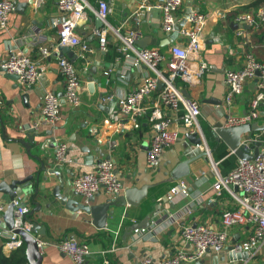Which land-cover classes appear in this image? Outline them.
<instances>
[{"label": "crops", "instance_id": "obj_1", "mask_svg": "<svg viewBox=\"0 0 264 264\" xmlns=\"http://www.w3.org/2000/svg\"><path fill=\"white\" fill-rule=\"evenodd\" d=\"M88 1L96 6L100 0ZM104 1L110 6L108 20L112 25L124 26V33L134 26L131 18L140 9L143 0ZM160 1L149 0V3L155 5ZM256 1L184 0V13L191 7L208 16L203 30L204 49L200 54L208 64V69L199 84L186 86L184 90L200 103V124L212 155L208 156L202 147L195 146L190 140V134L181 128L178 142L164 152L162 166L152 170L146 163L151 131L148 120L141 119L136 127L132 121L123 118L116 103L108 108V102L102 100L107 94L117 95L128 91L144 76L147 68L142 66L134 69L129 76L119 73L121 65L117 61V50L120 43L117 38L110 36L108 51L104 53L99 50L98 39L92 35L97 18L90 12L88 20L78 28L79 35L94 49L89 56L88 72L82 69L84 62L76 61L81 73L82 104L74 109L64 103L57 124H48L41 114L43 94L46 90H54L62 96L64 92V79L58 71V36L50 24V20L58 14L57 0H16L8 29L0 30V184L32 178L26 186L27 191L19 195L30 211L36 208L33 194L36 187H39L40 193L35 201L40 206L30 216V220L45 228V235L35 233L48 242L42 255V264H74L56 245L69 236L90 245L88 264H137L145 255L159 259L168 258L180 249L191 251L192 245L180 236L181 228L187 224L203 223L215 230L221 229V213L235 205L227 191L217 194L214 163L220 174L226 175L230 168L224 161L232 158L233 163L238 164L241 159L223 142L219 148L226 150L227 155L215 158L214 151L219 148L210 146L214 140L211 132L219 122L226 125L231 115L245 114L256 90V79L250 80L243 93L231 105L225 102L226 71L239 68L244 58L241 38L237 35V31L244 27L240 26L236 17L240 13H255L264 3L252 5ZM216 11H225L227 17H216ZM139 31L140 39L147 42L146 47H158L168 53L169 44L162 45L167 36L161 28L159 9L153 8L145 14ZM250 35L252 44L256 46L251 49L259 60L264 61V23ZM43 46L52 50L50 57L42 56L40 48ZM11 53L27 54L36 62L41 75L33 86L22 85L2 69L3 62ZM94 66L95 74L90 72ZM90 81H93L92 89L88 87ZM36 123L39 126L35 129ZM256 123L264 126V111H261ZM34 134V143L28 142ZM255 134L264 137V130L246 134L243 139ZM51 142L54 146L66 143L69 148L68 157L72 162H60L56 157L57 145L53 147ZM104 158L114 162L115 171L124 188H140L143 185L150 187L140 207L110 206L114 216L108 218L106 228L98 229L92 223V216L81 210H68L56 200L52 188L59 184V178L51 174L50 170L61 172L65 182L62 192L67 191L69 198L87 203V199L73 194L75 190L72 182L78 175L94 170L98 161ZM187 159H192L189 175L168 182L167 172ZM42 163L45 171H41ZM43 176L48 177V183L42 180ZM38 177L39 183L36 181ZM181 180L189 186V194H179L169 200L167 196L172 187ZM110 198L113 196L100 192L95 202L90 204H101ZM8 199V195L0 192V204L9 202ZM156 206L159 210H156ZM145 216L150 219L147 228L132 234L126 233L132 223L141 221ZM1 229L8 232V229ZM250 231L249 226L233 227L229 240H242ZM239 263L231 262L227 254L217 256L208 253L200 262L187 264ZM262 263L260 259L250 264Z\"/></svg>", "mask_w": 264, "mask_h": 264}, {"label": "built area", "instance_id": "obj_2", "mask_svg": "<svg viewBox=\"0 0 264 264\" xmlns=\"http://www.w3.org/2000/svg\"><path fill=\"white\" fill-rule=\"evenodd\" d=\"M183 2L184 0H161L152 5L149 0H143L140 9L131 18L134 26L125 33L122 29L124 26H115L109 22L111 9L104 0H100L96 6L88 0H57L58 14L50 20L58 36L57 51L60 46L71 47L76 61L84 62V72L89 71V56L93 54L94 49L79 35L78 28L82 22L88 20L90 12L102 22L99 28L95 25L92 30V35L98 39L99 50L104 53L108 51L110 36L117 38L120 43L117 50V61L121 65L119 73L127 74L142 66L147 68L144 76L128 91L117 95L107 94L102 100L116 103L123 118L132 121L136 127L141 119L148 120L151 131L146 163L152 170L162 166L164 152L178 142L181 128H184L187 134L198 135L202 139L199 147H202L208 156L212 155L200 124V103L183 93L186 86L199 84L208 69V64L200 55L204 49L203 30L207 14L192 8L186 23L180 26L177 37L169 44L168 53L158 47L140 48L136 44L141 38L139 26L145 14L153 8L161 11V28L166 36L173 34L184 18ZM15 6L16 0H0V30L8 29L9 17ZM215 15L218 18L227 17L225 11H216ZM236 21L247 25L249 29L240 28L237 31L241 38L244 58L239 68L226 71L225 102L231 105L235 98L243 93L250 80L256 79V90L250 99L249 110L245 114L228 117L227 126L252 124L259 119L261 111H264V61L256 57L251 49L256 46L250 40V34L264 23V3L255 13L238 14ZM40 50L44 58L52 55V50L48 47L43 46ZM76 61L59 57L58 71L64 79L63 95L60 96L54 90H46L43 94L42 118L52 126L61 118L62 99L74 109L82 104L81 73ZM2 69L8 74L16 75L19 82L26 87L33 86L41 75L36 62L23 53H11L3 62ZM38 126L36 123L34 128ZM260 142L262 145L255 158L240 160L226 175H221L217 164L214 163L217 172V194L221 195L223 190L227 191L235 205L221 213V229L215 230L203 223L187 224L181 228L180 236L192 245L191 251L180 249L168 258L159 259L145 255L137 264L197 263L208 253L217 256L227 254L233 263L237 261L239 264H250L261 259L264 264V140L260 134L242 139V145L250 149L251 154L254 146ZM68 149L66 143L56 146V157L60 162H72L68 157ZM114 165L111 159L99 160L94 170L74 178L73 189L85 199L100 192H105L113 198L120 196L125 188ZM179 194H189V186L182 180L172 187L167 198L172 200ZM9 203L14 206V227L7 233L0 227V237L7 238L4 248L12 249L23 245L24 241L15 232L22 229L34 237L39 252L43 255L48 242L41 235L33 233V224L25 218L30 209L24 204L21 196L0 204V221ZM236 226H249L250 234L242 240H229L230 231ZM56 245L74 264H88L91 249L87 242L69 236L58 241ZM243 253L248 254L247 259L232 257Z\"/></svg>", "mask_w": 264, "mask_h": 264}, {"label": "water", "instance_id": "obj_3", "mask_svg": "<svg viewBox=\"0 0 264 264\" xmlns=\"http://www.w3.org/2000/svg\"><path fill=\"white\" fill-rule=\"evenodd\" d=\"M192 11V8H187L184 14L183 21L180 23L179 26H177L176 31L171 34L167 39H165V43H162V45L170 44L178 35L177 30L180 28V26H183L187 18ZM102 25V22L99 19H96V27L99 28ZM240 26L244 28H249L247 25L241 24ZM137 46L145 48L147 46V42L145 39H140L137 41ZM67 57L71 61H76V55L74 54V51L71 49L69 46H60L59 47V57ZM90 72L93 74L96 73V67L94 66L93 68L90 69ZM131 72H127V76L130 75ZM11 78L14 80H18V77L13 74H8ZM89 89L93 88V81H90L88 84ZM185 96L190 97V95L187 93L186 90L183 91ZM23 97H27L26 94L23 95ZM62 103H65V100L62 99ZM101 105V104H99ZM112 105V102L108 103V108ZM102 106V105H101ZM264 130V126L259 125L258 123L254 122L252 124H243L239 126H227L224 123H217L214 126V130L211 132L212 136L214 137V141L217 143V145H220L221 142L225 143L228 147V149L235 155L238 156L239 159L241 160H251L255 158L258 153H259V147L262 145V143H258L256 146H254V151L253 154L250 153V149L246 148L245 146L242 145V139L243 136L246 134H251V133H256ZM33 132V131H32ZM35 134L34 136H30L28 142L34 143L35 139ZM190 140L192 143L199 147L202 144V139L198 135H189ZM51 145L53 147L54 143L51 142ZM29 147L28 145H26ZM212 151V150H211ZM192 161V159H187L184 161L179 162L171 171L167 172L168 176V182L172 181H177L182 179L183 177L189 175L190 173V167L189 163ZM45 166L42 163L41 171H45ZM51 174H55L58 176L59 184L55 185L52 188V194L56 198V200H59L61 204H63L68 210H71L73 212L76 211H84L86 214L92 216V223L95 227L98 229H104L107 227V220L110 217L114 216V211L110 210V206H126L130 205L133 207H140L141 206V201L145 199L148 195V190L149 187L148 185H143L142 187H130V188H125L123 194L120 196L110 198L106 200L104 203L101 204H90L94 203L96 200V195H94L91 198L87 199V203L84 202H78L77 200L71 199L68 196L67 191H63L65 188V182L62 177L61 172H59L57 169H52L50 170ZM40 176V174H39ZM32 178H27L25 180H15L11 182L10 184L6 183H1L0 184V192H3L4 194L8 195V201L11 202L16 196H19L23 192L27 191L26 186L28 185L29 182H31ZM40 177L37 178V183H39ZM42 180L46 183L48 180L47 176H43ZM40 193V189L37 186L36 189L34 190L33 194V203L35 204L36 208H34L32 211L29 210V212L26 214L25 218L31 222L30 216L34 214V212L38 211V207L40 206L37 201H35L37 195ZM67 193V194H66ZM74 195L81 196V194L77 193L74 191ZM43 197H46L44 195ZM156 210H159L158 206L155 207ZM33 224V233H38V234H44L45 235V228L42 227L40 224L31 222ZM150 225V219L149 216H145L141 221L137 223H132L128 228H127V234H132L135 231H138L140 229L147 228ZM0 227L3 229H8L12 230L14 227V206L12 203H9L5 212H4V217L3 220L0 221ZM15 232L22 238V240L25 243L26 246V254L29 259L30 264H42V255L39 252V249L37 247V243L34 239V237L25 232L22 229H17ZM234 258H243L247 259L248 254L243 253V254H236L232 255Z\"/></svg>", "mask_w": 264, "mask_h": 264}, {"label": "trees", "instance_id": "obj_4", "mask_svg": "<svg viewBox=\"0 0 264 264\" xmlns=\"http://www.w3.org/2000/svg\"><path fill=\"white\" fill-rule=\"evenodd\" d=\"M263 2H264V0H257L252 5H258V4H261ZM261 138H262V140H264L263 136H261ZM210 146L211 147L216 146V148H219V145H217V143L214 140L210 142ZM226 155H227V151L222 150L221 148H219L217 151H214V157L215 158H217L218 156H221L224 158ZM233 162L234 161L232 158H227L224 161V163H226L228 165L230 170L233 169L236 165ZM222 175H225V174H222ZM6 240H7V238L0 237V264H30L29 259H28L27 254H26L25 243H23V245L18 247V248H12V249L4 250V244H5Z\"/></svg>", "mask_w": 264, "mask_h": 264}]
</instances>
